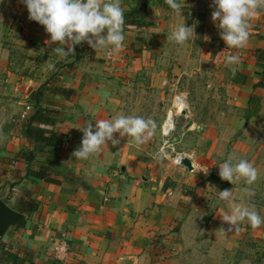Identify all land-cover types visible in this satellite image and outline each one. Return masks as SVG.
<instances>
[{
	"label": "crops",
	"instance_id": "1",
	"mask_svg": "<svg viewBox=\"0 0 264 264\" xmlns=\"http://www.w3.org/2000/svg\"><path fill=\"white\" fill-rule=\"evenodd\" d=\"M135 1L121 0V7ZM146 3L152 25L124 32L119 54L82 43L62 59L52 52L56 45H45L42 26L20 23L28 18L21 0H0V199L21 215L0 229V264H264V225L245 221L222 233L228 226L220 216L229 209L216 193L233 189L237 202H250L264 217V9L250 22L247 46L235 50L210 20L212 0H185L179 15L165 0ZM180 15L209 20L183 45L167 41L186 22ZM230 54L238 64L226 65ZM193 56L211 70L201 92L206 101L190 104L166 139L192 170L167 151L155 159L158 152L129 137L87 160L72 158L79 129L123 113V88L138 71H151V82L179 83ZM161 59L171 63L167 79L154 69ZM36 102L57 112L53 125L28 121ZM27 127L53 133L55 146L35 143ZM229 156L258 169L253 185L219 178L218 164ZM244 187L254 193L250 201Z\"/></svg>",
	"mask_w": 264,
	"mask_h": 264
},
{
	"label": "clouds",
	"instance_id": "2",
	"mask_svg": "<svg viewBox=\"0 0 264 264\" xmlns=\"http://www.w3.org/2000/svg\"><path fill=\"white\" fill-rule=\"evenodd\" d=\"M28 12V19L42 26L50 37L44 43L52 49L58 57L65 59L74 56L75 47L82 43L95 51L109 50V54H119L125 47L124 9L121 0H21ZM168 7L181 14L186 7L185 0H165ZM210 7L211 21L217 28L219 37L224 41L226 48L240 50L247 46L251 21L264 9V0H212ZM196 25L186 26L181 24L167 36L168 42L183 45L191 38H198L195 33ZM205 42H210V37L203 36ZM223 53V52H222ZM222 53L218 54L219 57ZM240 57L230 54L226 57V65L238 64ZM49 71L55 65L45 61ZM157 125L151 119L137 115H117L108 119H100L95 124H88L79 129L83 135L80 146L71 156L77 160H87L93 154L100 153L103 148H108L111 142L113 147L121 143V139L129 137L130 143L139 148L154 135ZM198 127V125H193ZM118 133L116 136L114 134ZM155 159H161L162 154L156 153ZM181 164L183 158L178 156ZM234 157L229 156L226 162L218 164L219 178L234 185L243 181L245 185H253L258 178V169L248 160L239 159L235 163ZM205 175L209 173L206 166H201ZM249 201L254 195L250 187L241 189ZM218 201L227 205L229 211L220 217L223 224L219 231L224 234L239 231V225L245 221L253 228L264 225L262 217L250 202L243 199L236 201L233 189L217 192Z\"/></svg>",
	"mask_w": 264,
	"mask_h": 264
},
{
	"label": "rangeland",
	"instance_id": "3",
	"mask_svg": "<svg viewBox=\"0 0 264 264\" xmlns=\"http://www.w3.org/2000/svg\"><path fill=\"white\" fill-rule=\"evenodd\" d=\"M24 9L27 11L25 6ZM193 14L195 15V12H193ZM179 17L186 21V26L195 24V32L205 30V25H207L209 21L208 19L195 21L194 16L192 17L190 15H180ZM19 21L23 23V25H39L36 22L30 21L28 18L20 19ZM159 62L160 64L154 69L156 72L162 71L165 78H169V76H171L172 67L167 65H171V63L167 64V60L163 59L159 60ZM200 64L201 62L193 56L186 67V73L183 74L184 76L181 77L182 79L179 83H172L169 81L167 83H165V81H160L158 83L151 82V71L140 70L134 76L139 77V79L135 81L131 79V83L123 88L125 99L122 106V114L137 115L145 119L151 118L156 122L157 127L154 135L149 139L148 143L143 145L144 147H148L150 151H167L171 156L178 157L177 149L166 147V139L169 137V132H164L162 126L164 124V130H166L168 123L173 119L172 113L166 120L170 111H176V109H173V105L176 106V104H180L183 107L185 101L183 109L186 111L190 107V104L197 103L201 105L202 100L206 101L201 92L205 89H209L207 85L210 80L209 75L211 70L204 69V67L201 70ZM203 66H206V64ZM176 98H180L182 101L180 103L177 101V103L174 104ZM178 118H180L179 113L175 116V121Z\"/></svg>",
	"mask_w": 264,
	"mask_h": 264
},
{
	"label": "trees",
	"instance_id": "4",
	"mask_svg": "<svg viewBox=\"0 0 264 264\" xmlns=\"http://www.w3.org/2000/svg\"><path fill=\"white\" fill-rule=\"evenodd\" d=\"M148 8H149L148 3L143 4L141 2L135 1L134 7L130 8L129 10H125L124 32L142 33L146 31L152 25V23L148 21L147 18ZM59 91L64 93V90H59ZM35 106H36L35 114L28 121H37V122L40 121L45 124L47 123L49 125H53L56 120L57 112L42 110L40 106L37 104V102L35 103ZM26 134L29 138L34 139L35 143H42L43 147L55 146V141H54L55 135L53 133L45 134L44 132L32 130L30 127H27ZM25 207H26L25 211L28 210V207L27 206Z\"/></svg>",
	"mask_w": 264,
	"mask_h": 264
},
{
	"label": "water",
	"instance_id": "5",
	"mask_svg": "<svg viewBox=\"0 0 264 264\" xmlns=\"http://www.w3.org/2000/svg\"><path fill=\"white\" fill-rule=\"evenodd\" d=\"M137 1L143 4L146 3V0H137ZM179 114L184 115L185 110L184 109L181 110ZM174 121H175V118H174ZM181 165H183L188 170H192L193 168L191 162L187 159H183L181 162ZM20 219H21V215L11 210L9 207H7V205L0 199V229H3L11 224L16 223Z\"/></svg>",
	"mask_w": 264,
	"mask_h": 264
},
{
	"label": "bare ground",
	"instance_id": "6",
	"mask_svg": "<svg viewBox=\"0 0 264 264\" xmlns=\"http://www.w3.org/2000/svg\"><path fill=\"white\" fill-rule=\"evenodd\" d=\"M177 101L180 103L182 100H181L180 98H176L174 104H176ZM184 106H185V101H184ZM184 106H183V107H184ZM183 107H182L180 104H176V106L173 105V109H176V111H170V112L168 113V115H167V117H166V120L168 119V117H169L170 114H172V113H173V115H172V118H173V119L168 123L166 130H164V124H163L162 129H163L164 132H167V131L171 130V129L174 127V118H175V116L177 115V113H180V111L183 110ZM166 120H165V121H166ZM164 123H165V122H164ZM177 161H178V160H177Z\"/></svg>",
	"mask_w": 264,
	"mask_h": 264
},
{
	"label": "built area",
	"instance_id": "7",
	"mask_svg": "<svg viewBox=\"0 0 264 264\" xmlns=\"http://www.w3.org/2000/svg\"><path fill=\"white\" fill-rule=\"evenodd\" d=\"M172 129H173V128H172ZM172 129H171V130H172ZM171 130H169V133L171 132ZM178 156H179V155H178ZM180 157H181V156H180ZM60 249H61L60 247H56V248L54 249L56 255H58Z\"/></svg>",
	"mask_w": 264,
	"mask_h": 264
}]
</instances>
